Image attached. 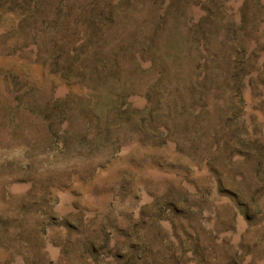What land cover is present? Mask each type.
Returning a JSON list of instances; mask_svg holds the SVG:
<instances>
[{
  "label": "rangeland",
  "instance_id": "rangeland-1",
  "mask_svg": "<svg viewBox=\"0 0 264 264\" xmlns=\"http://www.w3.org/2000/svg\"><path fill=\"white\" fill-rule=\"evenodd\" d=\"M0 264H264V0H0Z\"/></svg>",
  "mask_w": 264,
  "mask_h": 264
}]
</instances>
